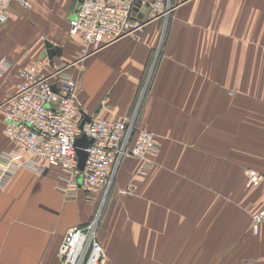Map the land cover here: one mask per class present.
Listing matches in <instances>:
<instances>
[{
    "label": "crops",
    "instance_id": "obj_1",
    "mask_svg": "<svg viewBox=\"0 0 264 264\" xmlns=\"http://www.w3.org/2000/svg\"><path fill=\"white\" fill-rule=\"evenodd\" d=\"M26 1L29 17L14 4L0 22V169L14 146L4 101L25 62L67 65L88 117L128 118L143 91L135 123L157 147L146 171L131 156L117 168L97 228L106 264H264V225L251 220L264 190L245 186L264 163V0H170L140 37L94 50L70 33L78 0ZM45 41L61 54L49 58ZM66 176L39 158L0 183V264H59L63 235L94 209ZM131 183L136 194L118 192Z\"/></svg>",
    "mask_w": 264,
    "mask_h": 264
},
{
    "label": "built area",
    "instance_id": "obj_2",
    "mask_svg": "<svg viewBox=\"0 0 264 264\" xmlns=\"http://www.w3.org/2000/svg\"><path fill=\"white\" fill-rule=\"evenodd\" d=\"M12 1L0 0V22L6 21ZM17 1L30 6L26 0ZM171 9L170 0H78L70 33L80 34L86 45L96 49L126 35L140 37L151 21L168 15ZM66 68L60 63L47 74L39 60L20 66L18 89L4 101L5 133L14 146L4 153L0 183L39 158L67 173L62 187L70 194L79 179L86 193H108L125 156L144 160L138 172L146 171V155L156 148L153 133L136 126V112L116 120L86 116L76 100V81L62 77ZM83 135L91 142L85 148L84 168L79 170L75 141ZM245 175L246 187L260 185L264 190V163L261 169H247ZM126 188L131 192L135 184ZM251 220L252 230L257 232L264 225V208L253 212ZM98 225V218L91 217L82 225L69 227L57 251L59 264H106Z\"/></svg>",
    "mask_w": 264,
    "mask_h": 264
},
{
    "label": "rangeland",
    "instance_id": "obj_3",
    "mask_svg": "<svg viewBox=\"0 0 264 264\" xmlns=\"http://www.w3.org/2000/svg\"><path fill=\"white\" fill-rule=\"evenodd\" d=\"M16 5V6H18V9H17V13L18 14H20V12L22 13V15L23 14H25L26 15V17L28 16L29 17V13L31 12V10H30V6L29 7H25V6H23L19 1H17V0H14V1H12V3H11V5L10 6H12V5ZM29 4H30V2H29ZM24 19V18H23ZM26 20V19H25ZM47 39V38H46ZM92 47V46H91ZM93 48V50H94V47H92ZM148 72H147V74H146V76L148 77ZM144 90V89H143ZM143 92V91H142ZM142 92H141V95H142ZM141 95L136 99V102H135V105H134V107H133V109H132V113H131V115H134L135 114V112L138 110V105H139V103H140V98H141ZM156 145H157V143H156ZM157 147V146H156ZM149 153V152H148ZM126 157V156H125ZM124 157V158H125ZM142 160V159H141ZM142 161H144V160H142ZM113 187H114V185L112 184V186H111V188L109 189V192L108 193H104V191H102V192H98V193H94V194H90V195H92V196H94V209H93V212H92V215H91V217L92 218H94V217H97L98 218V221H99V223H100V220L102 219V217L104 216V214H105V209H106V207H107V202H108V196L110 195V192H111V190L113 189ZM120 190H121V192H120ZM122 190H124V191H122ZM118 192L119 193H121V194H136V186H135V188L131 191V192H128L127 191V188L125 187H122V188H120V189H118ZM91 219V218H90Z\"/></svg>",
    "mask_w": 264,
    "mask_h": 264
},
{
    "label": "water",
    "instance_id": "obj_4",
    "mask_svg": "<svg viewBox=\"0 0 264 264\" xmlns=\"http://www.w3.org/2000/svg\"><path fill=\"white\" fill-rule=\"evenodd\" d=\"M45 45L47 47V54L49 58H52L55 55L61 54V48L59 46L53 45L49 41H45ZM53 88L55 87L53 86ZM90 142H91V139L87 138L84 135L79 137L75 141V145L77 148V154H78V169L79 170H83L84 168V163H85L86 156H87V152L85 148L88 146ZM78 183L80 184V179L78 180Z\"/></svg>",
    "mask_w": 264,
    "mask_h": 264
}]
</instances>
